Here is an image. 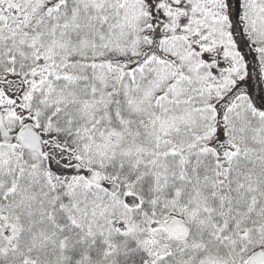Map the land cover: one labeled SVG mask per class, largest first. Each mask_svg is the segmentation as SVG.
<instances>
[{
    "label": "snow or ice",
    "instance_id": "obj_1",
    "mask_svg": "<svg viewBox=\"0 0 264 264\" xmlns=\"http://www.w3.org/2000/svg\"><path fill=\"white\" fill-rule=\"evenodd\" d=\"M0 264H264V0H0Z\"/></svg>",
    "mask_w": 264,
    "mask_h": 264
}]
</instances>
